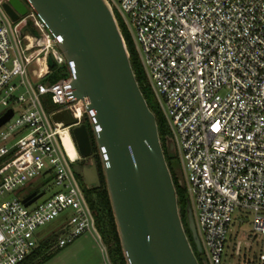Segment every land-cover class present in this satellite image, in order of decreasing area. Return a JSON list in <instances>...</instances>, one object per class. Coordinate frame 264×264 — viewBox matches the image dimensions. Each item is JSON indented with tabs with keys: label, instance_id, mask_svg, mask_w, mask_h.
I'll list each match as a JSON object with an SVG mask.
<instances>
[{
	"label": "built area",
	"instance_id": "obj_1",
	"mask_svg": "<svg viewBox=\"0 0 264 264\" xmlns=\"http://www.w3.org/2000/svg\"><path fill=\"white\" fill-rule=\"evenodd\" d=\"M10 1L0 0L1 116L14 112L0 128V264L23 263L39 246L36 231L62 215L58 248L89 235L104 264H114L74 171L73 129L88 119L74 101L75 70L31 1L20 0L27 14L16 21ZM106 1L134 43L174 141L207 264H223L236 210L253 213L264 241V0ZM57 68L68 76L50 82ZM47 97L56 110L48 111ZM65 111L74 125L55 122ZM51 177L57 192L42 203L3 200Z\"/></svg>",
	"mask_w": 264,
	"mask_h": 264
},
{
	"label": "water",
	"instance_id": "obj_2",
	"mask_svg": "<svg viewBox=\"0 0 264 264\" xmlns=\"http://www.w3.org/2000/svg\"><path fill=\"white\" fill-rule=\"evenodd\" d=\"M30 1L55 33L67 65L75 70L74 101L83 102L91 124L75 127L73 137L81 157L93 160L84 168L74 166V171L88 190L101 187L95 145L126 263L201 264L185 232L157 119L141 91L109 4L106 0ZM5 8L14 21L27 14L20 0H11ZM13 117V110L1 116L0 128ZM54 120L65 126L76 123L66 111ZM167 147L175 158L173 139ZM173 168L184 189L177 160ZM43 196L35 192L23 203L30 206ZM186 215L198 255L207 264L189 201Z\"/></svg>",
	"mask_w": 264,
	"mask_h": 264
},
{
	"label": "rangeland",
	"instance_id": "obj_3",
	"mask_svg": "<svg viewBox=\"0 0 264 264\" xmlns=\"http://www.w3.org/2000/svg\"><path fill=\"white\" fill-rule=\"evenodd\" d=\"M29 12H32L30 7ZM116 17L123 30L125 29L126 34L129 36L122 20L117 14ZM55 75H57L59 79L68 76L66 69L61 68L56 69ZM44 100H46L45 105L48 111H54L59 107L54 105L49 97ZM148 101L149 105L159 116L161 111L152 91L148 96ZM3 113L4 110L0 108V116ZM85 123L88 124V126L91 124L88 119L85 120ZM2 145L3 143L0 141V146ZM35 182L36 183H33L32 185H28L25 189L6 194L3 200L8 201L15 198H25L37 190L39 193L46 192V195L38 201V203H42L57 192V189L53 185L52 177L51 179H46L44 181L36 180ZM181 195H186V191L183 190ZM253 219L254 215L250 211H235L234 221L232 222L227 237L226 248L223 255V264H262L264 241L261 237L256 236L253 229ZM242 220L245 221L243 224H241ZM65 234L66 222L62 215L56 220L38 229L35 233V238L40 245L49 242L52 239L64 236ZM50 253H52V256L45 264H104L100 246L97 241L89 235L81 237L73 244L62 249L58 248L56 245L52 248Z\"/></svg>",
	"mask_w": 264,
	"mask_h": 264
},
{
	"label": "trees",
	"instance_id": "obj_4",
	"mask_svg": "<svg viewBox=\"0 0 264 264\" xmlns=\"http://www.w3.org/2000/svg\"><path fill=\"white\" fill-rule=\"evenodd\" d=\"M118 24H119L122 35H123L125 42H126V46H127L129 56H130L131 65H132L133 71L135 73L136 79L139 83L141 91H142V93L146 99V102H147L150 110L154 113V115L157 119L160 139L162 142L163 149L165 151V157H166L167 163L169 165V168H170L171 173L173 175V180H174L175 186L177 188L178 202H179V205L181 206L182 211H183V215H184V219H185V226L187 227V232L189 234L191 244L193 246L195 254H196L199 262L201 264H203V262L201 260V256L198 255V252L196 250V247H195V244L193 242L191 232L189 230L188 223H187L186 208L188 205V198L186 195H184V196L181 195L182 191L184 189L180 186L178 179L176 177V174L174 172V168H173L174 161L175 160L178 161V159H177V156L175 158L171 157L169 152H168L167 142L171 137H169V133L167 131L165 120L161 114L158 116V114L155 112V110L149 105L148 96L151 93V90L149 88V84H148V80H147L144 68L141 64L140 58L137 54L136 48H135L134 43L132 42L130 36H128L126 34L125 29L123 30V28L121 27V24L119 22H118ZM58 80H59V77L57 75H54L49 79L50 82H56ZM94 153H95V156L97 158L98 167H99V170L101 173V183H102L101 187L99 189H96V190H88L84 186L80 177H79V179L83 185V188H84V191L86 194V198H87L88 203H89V205H90V207H91V209L95 215L98 230H99V232H100V234L104 240L105 245L107 246V248L109 250L112 261L114 262V264H127L125 256H124L123 251H122V247H121V243H120L119 234L117 231V226H116V222H115V218H114V213H113L110 197H109V194H108V191L106 188V183H105V180H104V177L102 174L100 159H99V156L97 155V150H96L95 145H94ZM179 165H180V163H179ZM35 192L39 193V191H37V190ZM59 238H55L49 242H45L43 244H40L38 246V248L35 249L25 259V261L21 264H45L51 258L52 253H50V252H51L52 248L58 244Z\"/></svg>",
	"mask_w": 264,
	"mask_h": 264
},
{
	"label": "flooded vegetation",
	"instance_id": "obj_5",
	"mask_svg": "<svg viewBox=\"0 0 264 264\" xmlns=\"http://www.w3.org/2000/svg\"><path fill=\"white\" fill-rule=\"evenodd\" d=\"M93 158L97 161V158L95 156V153H94V157ZM75 159H76L75 166L76 167H80V168H84V167L90 166L91 165V162L93 160L92 158L91 159H84V158L81 157L80 154H78V156ZM100 176H101V174H100ZM179 208H180V214H181L182 222H183V225H184V228H185V232H186V234H187V236H188V238L190 240L189 234L187 232V227L185 226V219H184L183 211H182V208H181L180 205H179ZM190 242H191V240H190Z\"/></svg>",
	"mask_w": 264,
	"mask_h": 264
},
{
	"label": "bare ground",
	"instance_id": "obj_6",
	"mask_svg": "<svg viewBox=\"0 0 264 264\" xmlns=\"http://www.w3.org/2000/svg\"><path fill=\"white\" fill-rule=\"evenodd\" d=\"M69 150H70V155L75 158V151L73 150V147L72 146H69Z\"/></svg>",
	"mask_w": 264,
	"mask_h": 264
}]
</instances>
